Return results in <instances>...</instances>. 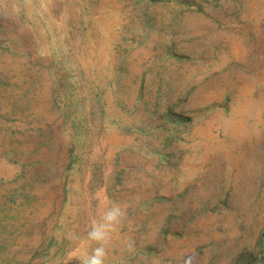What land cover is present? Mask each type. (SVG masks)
I'll use <instances>...</instances> for the list:
<instances>
[{
    "label": "rangeland",
    "instance_id": "374dc122",
    "mask_svg": "<svg viewBox=\"0 0 264 264\" xmlns=\"http://www.w3.org/2000/svg\"><path fill=\"white\" fill-rule=\"evenodd\" d=\"M101 245L264 264V0H0V264Z\"/></svg>",
    "mask_w": 264,
    "mask_h": 264
},
{
    "label": "clouds",
    "instance_id": "9594fccd",
    "mask_svg": "<svg viewBox=\"0 0 264 264\" xmlns=\"http://www.w3.org/2000/svg\"><path fill=\"white\" fill-rule=\"evenodd\" d=\"M123 215L122 209L118 206H112L107 209L100 221H93L90 230L87 233V239L90 241L102 242L108 237L113 230L114 225ZM74 239H78L73 237ZM105 249L98 246L92 250V253L81 264H104ZM177 264H192V253L186 252L183 257L177 260Z\"/></svg>",
    "mask_w": 264,
    "mask_h": 264
}]
</instances>
